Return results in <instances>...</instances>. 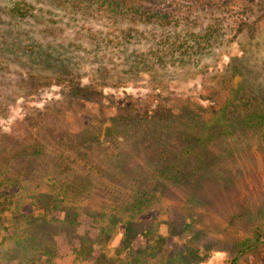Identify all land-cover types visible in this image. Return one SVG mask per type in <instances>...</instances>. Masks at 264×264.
Returning <instances> with one entry per match:
<instances>
[{"label":"trees","instance_id":"trees-1","mask_svg":"<svg viewBox=\"0 0 264 264\" xmlns=\"http://www.w3.org/2000/svg\"><path fill=\"white\" fill-rule=\"evenodd\" d=\"M249 1L258 0H0V235L6 229L19 236L25 222L32 227L52 216L56 209L65 211L67 203L76 207L73 214H68L72 218L79 215V205L94 206L82 200L89 194L88 189L70 180L72 172L67 170L71 168L93 182H109L106 189L116 198L113 207L119 206L132 214L143 211L144 201L177 194L180 189L177 186L181 184L211 181L212 169L207 171L198 162V166H189L202 152L204 159L210 158L208 168L216 162L215 157H222L213 149L217 142L205 140L212 136H199L196 129L190 130L192 124L199 125L204 107L175 108V104L165 103V99L161 101L154 94L143 101L128 95L120 104L109 101L117 110L107 115L105 112L111 105L106 104L99 86L103 88L105 83L111 87L128 86L133 82L129 76L139 74L195 72L205 56L232 42L249 23L245 11ZM177 2L198 7L206 15L197 14L198 10L193 8L187 14L176 13L173 5ZM101 51L123 55L121 66H112V57L99 54ZM84 64L92 69L87 82L83 81ZM229 65L215 80L224 87L234 84L232 73H228ZM50 86L60 88L63 96L60 103L78 105L80 115L75 116L74 124L44 126L50 116L36 109V115L30 116L25 124L27 128L33 127L31 131H4L1 120H12L23 104L38 100L40 90ZM89 103L97 105L102 116L92 113ZM234 116L245 120L264 117V96L258 92L241 94L231 107L225 106L222 118ZM224 122L218 125L220 129L213 125L215 134L235 144L236 136L226 131ZM9 140L14 141L12 152L7 150ZM47 140L58 141L56 151L62 169L44 168L41 174L51 180L50 185L46 187L40 182L33 185L32 174L24 172V158L30 156V163L42 156L48 150ZM139 166L144 171L138 173ZM147 179L155 182L153 188L141 186ZM121 181L137 187L125 200L119 196L124 192L117 185ZM193 193L196 191L189 192ZM191 197L189 201L196 200L194 194ZM198 199L196 204L200 207L196 208L204 211L211 206ZM96 208L98 211L99 207ZM101 208L100 214L109 206ZM36 240L33 235L28 244H35ZM263 247L264 221H261L240 243L239 251ZM112 261L105 255L98 263L150 264L132 255L117 256ZM18 264H57V261L48 254L44 260Z\"/></svg>","mask_w":264,"mask_h":264},{"label":"rangeland","instance_id":"rangeland-1","mask_svg":"<svg viewBox=\"0 0 264 264\" xmlns=\"http://www.w3.org/2000/svg\"><path fill=\"white\" fill-rule=\"evenodd\" d=\"M173 6L177 9L176 13L183 14L193 8L191 4L182 2ZM193 9L197 11L198 7ZM245 11L250 17L249 23L232 42L218 46L205 56L195 72H168L167 75L161 73V76L139 74L129 76L133 82L128 86L111 87L108 83L103 88L99 86L106 96V104L111 105L105 112L107 115L116 113V106L110 104L112 100L120 104L128 95L143 101L149 94H154L161 101L165 99V103L175 104V108L204 107L199 125L192 124L195 126L191 125L190 130L196 129L199 136H212L205 140L210 139V143L216 141L217 146L213 149L222 157L214 156L216 162L208 168L210 158L204 159L202 152L200 156L198 154L199 159L190 161L189 166H198V162L205 170L212 169V180L181 184L177 186L180 188L177 194L144 201L143 211L132 214L119 206L113 207L116 198L106 189L109 182H93L71 168L67 170L72 172L70 180L88 189L89 194L82 200L94 206L79 205V215L72 218L68 214H73L76 207L67 203L64 205L66 212L56 209L52 216L39 220L32 227L25 222L19 236L13 230L3 229L0 235V264L44 260L48 254L55 257L57 264H97L105 255L113 261L117 256L132 255L150 264H264V247L239 251L240 243L259 222L264 221V117H251L249 120L238 118L240 116L227 120L222 118L225 106L229 104L231 107L241 94L258 92L264 96V0L249 1ZM196 13L206 15L202 9ZM64 40L69 41L68 38ZM99 54L111 56L114 61L112 66H121L123 55L115 56L104 51ZM229 63L228 73H232L234 84L224 87L219 80H215ZM84 65L83 81L87 82L92 69ZM218 86L224 89L218 90ZM36 97L38 100L27 106L23 104L12 120H1L4 131H31L33 127L27 128L25 124L30 116L36 115V109L50 116L44 126L74 124L75 116L80 115L78 105L60 103L63 96L57 86L42 88ZM62 106L65 108L60 112ZM88 109L102 116V110L97 105L89 103ZM51 115L59 121L53 120ZM223 121L228 129L226 131L236 136L235 144L216 136L213 127L222 128L218 125ZM12 122H16V127L15 124L10 125ZM56 140H47L48 150L32 162H28L30 156L24 158V172L32 174L33 185L39 182L46 187L50 185L51 180L41 174L44 168L56 171L58 166L59 171L62 169L58 162L59 151L56 148L59 149V143ZM13 143L9 140L8 151H11ZM178 166L187 168L182 164ZM140 167H137L138 173L144 171ZM40 177L43 178L40 180ZM154 184L147 179L141 186L149 189ZM117 185L124 189L119 195L121 200L128 199V193L137 188L126 181ZM191 190L196 191L193 193L196 197L194 201L188 198L193 195L189 194ZM225 192L228 194L223 195ZM198 198L211 206L204 211L196 208L200 207L196 204ZM107 206L108 210L100 214L101 207ZM96 207H99L98 211H95ZM33 235L36 236V243L28 244L29 237Z\"/></svg>","mask_w":264,"mask_h":264}]
</instances>
